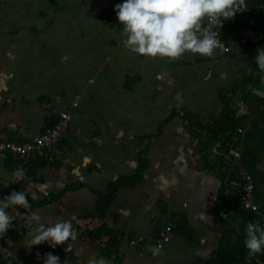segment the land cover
I'll use <instances>...</instances> for the list:
<instances>
[{
	"label": "crops",
	"instance_id": "0c3cea01",
	"mask_svg": "<svg viewBox=\"0 0 264 264\" xmlns=\"http://www.w3.org/2000/svg\"><path fill=\"white\" fill-rule=\"evenodd\" d=\"M123 2L55 8L48 0L36 11L30 0H0V141H35L59 112L72 115L70 153L60 166L36 173L31 157L0 161V200L26 191L29 203L6 210L15 218L0 234V253L11 260L3 264H44L47 253L60 264L101 257L107 264H264V251L248 259L244 243L248 223L264 227V73L254 60L264 32L233 17L220 27L233 33L226 55L143 57L125 48L122 29L98 17ZM255 3L247 6L261 17ZM225 96L240 118L231 137L208 130ZM225 144L240 153L256 213L239 204ZM17 169L25 170L19 182ZM58 218L77 233L71 249L68 242L31 248L34 230ZM166 225L170 241L153 256L154 236ZM100 228L111 232L104 242L112 247L91 241ZM136 237L144 242L130 246Z\"/></svg>",
	"mask_w": 264,
	"mask_h": 264
},
{
	"label": "clouds",
	"instance_id": "9594fccd",
	"mask_svg": "<svg viewBox=\"0 0 264 264\" xmlns=\"http://www.w3.org/2000/svg\"><path fill=\"white\" fill-rule=\"evenodd\" d=\"M246 7V0H124L115 6V12L118 23L122 25L125 37L122 43L127 50L143 57L176 60L186 53L212 57L220 46L218 29L224 21L232 19L238 12H244ZM254 60L260 72L264 73V49L257 53ZM13 176L17 182L21 181L25 170L17 169ZM27 195L26 191H13L0 200V234H6L15 218L6 210L28 207ZM245 235L248 259L264 251V227L248 223ZM76 239L72 222L58 218L47 227L40 224L28 242L31 248L44 243L56 248L68 242L67 252L71 249L69 241ZM149 251L156 256L161 254L162 247L150 246ZM44 264H60V258L47 253ZM92 264L107 262L101 257Z\"/></svg>",
	"mask_w": 264,
	"mask_h": 264
},
{
	"label": "trees",
	"instance_id": "16d2710c",
	"mask_svg": "<svg viewBox=\"0 0 264 264\" xmlns=\"http://www.w3.org/2000/svg\"><path fill=\"white\" fill-rule=\"evenodd\" d=\"M252 1V0H246V5H248V3ZM256 3L254 4V7L259 8L260 7V11H261V17H256L252 11L253 8H249L248 6L246 7L244 12H238L234 18H240L241 21L244 22V24L246 26H254L257 28H260L263 32H264V0H255ZM50 3L53 5V7L58 8L59 4L56 0H50ZM99 19L106 24L108 27L113 28V29H117L120 30L122 29V25H120L117 21L116 18V12H115V8H109V9H104L99 13ZM227 34V35H226ZM232 32L230 30H226L225 33L221 32V37L222 39L228 43V38L229 36H232ZM228 54V53H227ZM59 114V113H58ZM58 114L55 116V118L52 120L51 123L48 124V126L46 127L45 130L48 129H52L54 128V126L56 125L57 121H58ZM173 117V115L171 114V118ZM189 117V116H186ZM239 117L237 116L236 118V110L232 107V105L230 104V99L226 98V96L224 98H222V104H221V111L219 113L218 118L214 121V125L212 128H209L208 130H211V135H218L220 133H224V135H228L229 137H231L235 131L238 128V124L239 123ZM44 130V131H45ZM207 130V131H208ZM43 131V132H44ZM60 146H66L68 147L67 141H63ZM225 149L226 147L228 148V146L225 144ZM226 155H227V149H226ZM17 155L11 154L10 152L7 153V158L4 159L3 161L9 160V157H15ZM20 157V156H18ZM24 157V156H23ZM37 158H41V159H37ZM68 158V157H67ZM67 158H62V157H58V156H54L50 153H45L42 156H33L31 157V162H32V167L35 169V172L37 173V171L41 168H46V167H58L61 165L60 162L66 160ZM240 161V160H239ZM225 165L228 166V168L233 169V173L236 175L237 177V181L239 182V178H238V168L237 165H233L230 162H225ZM239 165H241V162H239ZM243 167V166H242ZM34 172V173H35ZM31 174H34L33 172H29ZM30 179H32L31 177H28ZM106 201L108 202L109 200H104V201H99V211L101 215H104L107 205H106ZM111 232L109 233L107 230H105L104 228H100V229H96L94 231H91L89 233V237L91 239V241L95 242V243H103L104 247L106 246H110L112 247L111 244L114 245V243H111V241L109 240L108 243L104 242V238L106 236H110ZM137 239V237L135 238ZM133 240V239H132ZM144 242V241H143ZM142 242V243H143ZM142 243H139L137 246H140ZM37 248H39V246H35ZM2 259H6L4 261L6 262H10L11 260L4 258L2 256V254L0 253V264H3V260Z\"/></svg>",
	"mask_w": 264,
	"mask_h": 264
},
{
	"label": "built area",
	"instance_id": "2783aa9c",
	"mask_svg": "<svg viewBox=\"0 0 264 264\" xmlns=\"http://www.w3.org/2000/svg\"><path fill=\"white\" fill-rule=\"evenodd\" d=\"M207 26V22H205ZM213 31L217 29L213 28ZM220 36H217V39L220 40V46L215 50L220 55H226L231 51V45L226 43L221 37V30L218 29ZM74 105H76L74 103ZM71 119V114L69 112H61L60 120L57 123L56 127L53 129H48L46 132L37 139L36 143H27L23 145H16L12 143L3 142L0 143V158H4L7 153L12 152L17 155L31 154L37 152L45 147L54 146L59 139L63 136L64 131L68 125V122ZM228 156L231 158L230 162L233 165H237L238 168V178H239V188L240 194L238 197L239 204L245 212L256 213L258 211V206L256 205L253 198V187L251 184L250 177L246 169L239 165L240 153L233 147H230L227 150ZM171 237V226L167 225L162 228L156 235L154 239V246L164 247L170 241ZM142 238H139L137 242H141ZM136 241H132L131 244H135Z\"/></svg>",
	"mask_w": 264,
	"mask_h": 264
},
{
	"label": "bare ground",
	"instance_id": "6f19581e",
	"mask_svg": "<svg viewBox=\"0 0 264 264\" xmlns=\"http://www.w3.org/2000/svg\"><path fill=\"white\" fill-rule=\"evenodd\" d=\"M76 105H74V103L72 104V106L73 107H76L77 106V103H75ZM61 112H69V111H61ZM61 112H59V114H58V116H59V118H58V121H57V123L59 122V120H60V113ZM70 113V112H69ZM71 114V113H70ZM71 120H72V115H71V119H70V121L68 122V125H67V127H66V129H65V131H64V134H63V136L59 139V141L54 145V146H52V147H50V148H48V147H45V148H43V149H41V150H39V151H37V152H34V153H31V154H24V155H17V154H14V153H12V152H10L11 154H14V155H17V156H20V157H23V156H28V157H33V156H42V155H44L45 153H50V154H52V155H54V156H58V157H62V158H67L68 156H69V153H70V150H69V147H66V146H60V144L63 142V141H66V139H67V133H68V130H69V127H70V123H71ZM57 123H56V125H57ZM56 125L54 126V128L56 127ZM53 129V128H52ZM46 132V130L44 131V132H42L41 134H40V136L38 137V138H40L44 133ZM37 138V139H38ZM37 139L35 140V141H29V142H25V143H16V142H12V141H6V140H4V141H0V143H3V142H7V143H12V144H16V145H23V144H27V143H36V141H37ZM227 156H228V154H227ZM229 157V156H228ZM7 158V155L4 157V158H0V161H3L4 159H6ZM230 157H229V162H230ZM231 163V162H230ZM238 175V174H237ZM240 189V188H239ZM167 226V225H166ZM165 227V226H164ZM163 227V228H164ZM172 227H171V231H172ZM157 235V234H156ZM156 235L154 236V239H155V237H156ZM139 238H142V241L141 242H137V240L139 239ZM139 238H137V239H133V240H131L130 241V243H129V245L130 246H137L139 243H142L143 241H144V238L143 237H139ZM154 239H153V242H154ZM132 241H136V243L135 244H131V242ZM5 252V251H4Z\"/></svg>",
	"mask_w": 264,
	"mask_h": 264
},
{
	"label": "rangeland",
	"instance_id": "374dc122",
	"mask_svg": "<svg viewBox=\"0 0 264 264\" xmlns=\"http://www.w3.org/2000/svg\"><path fill=\"white\" fill-rule=\"evenodd\" d=\"M59 4H61V7H65V4H67V3H70V4H72V2H73V0H56ZM30 2L32 3L31 5H30V7L31 8H33V7H36L37 9H36V11L37 10H39V9H41L42 7H45L46 5H47V3H48V0H30ZM45 2H46V5H45ZM88 2H90V0H88ZM31 10H33V9H31ZM61 12V11H60ZM60 12H58V13H60ZM54 13V12H53ZM12 34L15 32L14 30H11L10 31ZM139 238V237H138ZM131 241V240H130ZM130 241H129V243H130ZM128 243V244H129Z\"/></svg>",
	"mask_w": 264,
	"mask_h": 264
},
{
	"label": "water",
	"instance_id": "95a60500",
	"mask_svg": "<svg viewBox=\"0 0 264 264\" xmlns=\"http://www.w3.org/2000/svg\"><path fill=\"white\" fill-rule=\"evenodd\" d=\"M258 34L261 35L260 32H259ZM256 50H257V52H259L261 49H260L259 47L256 46ZM255 93H257V92H255ZM257 94H258V93H257Z\"/></svg>",
	"mask_w": 264,
	"mask_h": 264
}]
</instances>
